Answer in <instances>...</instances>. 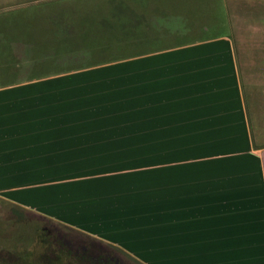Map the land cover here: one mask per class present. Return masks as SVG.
Listing matches in <instances>:
<instances>
[{"label":"crops","instance_id":"1","mask_svg":"<svg viewBox=\"0 0 264 264\" xmlns=\"http://www.w3.org/2000/svg\"><path fill=\"white\" fill-rule=\"evenodd\" d=\"M243 4L170 44L182 14L117 5L129 52L0 83V198L142 264H264V0Z\"/></svg>","mask_w":264,"mask_h":264},{"label":"rangeland","instance_id":"2","mask_svg":"<svg viewBox=\"0 0 264 264\" xmlns=\"http://www.w3.org/2000/svg\"><path fill=\"white\" fill-rule=\"evenodd\" d=\"M238 1L0 0V83L41 75L70 65H83L98 59L115 57L121 55L120 50L129 52L130 48L117 49L114 44L117 5L121 8L123 4L131 7L144 5L157 9L169 8L182 14L183 21L187 22L183 29L185 31L162 42L170 44L194 37L227 33L226 9H232L233 4L236 8L235 4ZM242 1L243 6L250 10L246 13L248 17L255 9V4L262 5V0ZM97 22L98 25L106 27L91 28L96 26ZM193 26L197 27L194 32L191 29ZM102 36L106 38L103 39ZM249 46L246 52L251 56ZM105 48L107 52L103 51ZM70 49L77 52L90 50L91 54H95L59 56ZM51 51L55 52V56H34L42 52L51 55ZM252 58L262 59V56ZM40 232L52 239L50 246L46 245V241L43 243L39 239ZM59 239L69 247H74L69 241L78 243L81 241L75 233L68 232L62 225L51 220H43L32 212L16 209L14 205L0 198V264H75L73 259L65 261L62 254L49 250L58 247L56 240ZM79 244L81 247L84 245ZM112 258L115 262L118 260V256ZM120 260L122 264L133 263L124 255Z\"/></svg>","mask_w":264,"mask_h":264},{"label":"trees","instance_id":"3","mask_svg":"<svg viewBox=\"0 0 264 264\" xmlns=\"http://www.w3.org/2000/svg\"><path fill=\"white\" fill-rule=\"evenodd\" d=\"M16 209H21L22 211L28 210L19 208L18 206H14ZM39 218L43 220L50 221L49 218H46L45 216H41L36 214ZM20 220V219H17ZM61 225V224H60ZM68 232L75 233L79 240V243H82L84 245H81L78 242L69 241L74 247H69L68 245H65V242H63L61 239L56 240L57 248H50L49 250L51 252H55L56 254H62L63 259L65 261H69L70 259L74 260L75 264H122L120 257L126 256L129 257L132 260V264H142L141 262L137 261L136 259L130 257L129 255H126L123 253V251L111 244L105 243L97 238L90 237L89 235L82 233L80 231L74 230L70 227L62 225ZM38 237L42 242L46 241V245L50 246V243L52 239H50L48 236H45L44 233L38 234ZM118 256V260L115 262L112 257L116 258ZM112 258V259H111ZM131 264V263H129Z\"/></svg>","mask_w":264,"mask_h":264}]
</instances>
